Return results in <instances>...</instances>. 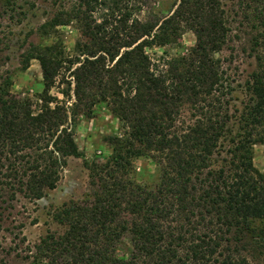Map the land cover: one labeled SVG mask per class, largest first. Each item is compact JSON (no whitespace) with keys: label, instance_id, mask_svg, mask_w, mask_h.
<instances>
[{"label":"trees","instance_id":"obj_1","mask_svg":"<svg viewBox=\"0 0 264 264\" xmlns=\"http://www.w3.org/2000/svg\"><path fill=\"white\" fill-rule=\"evenodd\" d=\"M52 1L40 37L73 24L84 41L70 57L56 44L23 55L43 71L38 112L29 99L4 101L8 79L0 87V232L17 237L16 204L56 189L74 157L94 192L55 214L64 232L40 241L34 264H251L252 225L264 221V172L253 163L254 146L264 144V0H236L256 65L221 166L215 155L230 132L233 90L217 57L230 31L220 0H180L155 22L140 18L137 0ZM185 32L196 38L185 55L146 53L178 45ZM57 80L69 101L74 85L70 107L50 94ZM97 105L108 106L122 133L106 137L109 156L87 161L72 124ZM142 158L157 167L154 186L131 176Z\"/></svg>","mask_w":264,"mask_h":264},{"label":"rangeland","instance_id":"obj_2","mask_svg":"<svg viewBox=\"0 0 264 264\" xmlns=\"http://www.w3.org/2000/svg\"><path fill=\"white\" fill-rule=\"evenodd\" d=\"M141 2L142 12L140 18L155 22L170 15L179 4L180 0H137ZM224 8L229 34L228 41L223 51L217 55L222 61V66L231 83L230 113L232 121L229 124V134L222 141L220 152L215 155L216 166L223 165L227 159V151L230 148L229 141L235 138L239 132V123L243 105L247 101V83L250 75L255 70V60L252 57L248 42V29L242 26L241 17L237 15L236 0H220ZM52 0H0V87L8 79L11 86L4 97L5 102L29 99L34 112L41 107L39 100L43 92V71L40 63L31 60L29 64H23V55L31 45L56 44L67 57L75 52L77 43L84 41L81 32L76 25L58 28L55 35L42 38L38 34L39 28L54 13ZM196 45V38L191 32H185L179 44L172 47L147 49L146 53L152 58L180 57ZM66 81L69 73L65 74ZM68 87L59 83L50 94L63 101L68 107L74 101V85H71V99L63 97L61 91ZM76 144L87 161L94 157L105 159L111 154V149L106 143V137L120 135L122 132L120 122L109 111L107 105H97L93 115L89 118L82 113L72 124ZM254 166L264 172V144L255 145L253 148ZM132 178L143 185L154 186L158 180L156 165L147 158L135 160ZM94 192L88 171L84 166V160L71 157L67 161L61 179L52 191H48L45 197L33 203L21 200L16 204L19 224H23L22 231H14L17 237L6 232H0V260L3 264H34L33 256L35 247L48 234H62L64 227L54 219L55 214L65 204L85 201ZM4 224L3 228L7 227ZM252 227L259 238H252L253 247L244 253L251 264L264 263V221H256ZM257 242L258 244H256Z\"/></svg>","mask_w":264,"mask_h":264}]
</instances>
